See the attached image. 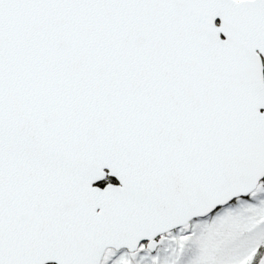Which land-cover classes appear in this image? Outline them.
I'll return each instance as SVG.
<instances>
[{
    "label": "snow or ice",
    "instance_id": "snow-or-ice-1",
    "mask_svg": "<svg viewBox=\"0 0 264 264\" xmlns=\"http://www.w3.org/2000/svg\"><path fill=\"white\" fill-rule=\"evenodd\" d=\"M0 264H264V0H0Z\"/></svg>",
    "mask_w": 264,
    "mask_h": 264
}]
</instances>
